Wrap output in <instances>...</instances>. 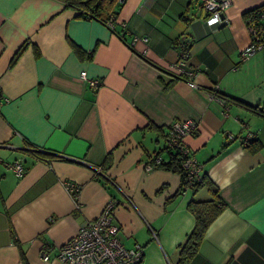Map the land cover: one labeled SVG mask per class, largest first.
<instances>
[{
  "label": "crops",
  "instance_id": "1",
  "mask_svg": "<svg viewBox=\"0 0 264 264\" xmlns=\"http://www.w3.org/2000/svg\"><path fill=\"white\" fill-rule=\"evenodd\" d=\"M230 1L213 30L201 0H118L116 29L63 0H0V264H64L44 261L43 245H64L111 199L142 264H177L190 202L212 196L182 193L181 176L150 160L168 161L170 125L185 120L198 125L184 143L225 205L189 264H264V45L241 55L245 14L264 0ZM186 44L195 87L175 69ZM64 182L80 186L79 207Z\"/></svg>",
  "mask_w": 264,
  "mask_h": 264
},
{
  "label": "built area",
  "instance_id": "2",
  "mask_svg": "<svg viewBox=\"0 0 264 264\" xmlns=\"http://www.w3.org/2000/svg\"><path fill=\"white\" fill-rule=\"evenodd\" d=\"M201 4L207 14L206 23L211 25L213 30L220 29L228 24L224 14L231 5L230 0H201ZM261 18L264 23V15H261ZM118 24L115 16L108 22L111 29H116ZM120 25L123 28L126 27L125 23ZM248 29L251 33L252 43L242 51L243 59H249L264 45L261 39L262 29L256 26L254 22L248 24ZM188 58L189 51L184 49L175 65V69L180 73H185L189 78L190 86L195 87L192 80L194 71L187 65ZM81 76L93 90H98L103 84L100 79L89 78L86 72H83ZM197 125L194 120L175 121L170 125L166 139L168 149L180 150L186 157L184 167L189 172L190 183L187 188L182 190V193L192 189L194 183L201 181L202 178L201 165L184 143L185 136L194 133ZM156 162L161 163V157ZM9 167L18 176L23 174V166L20 161L9 164ZM96 170L97 172L100 171L99 168ZM63 185L77 204L80 186L74 182H64ZM116 205L117 202L111 199L99 217L81 225L78 232L64 245L55 248L49 242H46L41 249V258L44 261H49L54 257L64 264H142L143 248L139 245L126 248L118 238L119 227L114 223L113 215ZM53 251L55 252L52 253Z\"/></svg>",
  "mask_w": 264,
  "mask_h": 264
},
{
  "label": "trees",
  "instance_id": "3",
  "mask_svg": "<svg viewBox=\"0 0 264 264\" xmlns=\"http://www.w3.org/2000/svg\"><path fill=\"white\" fill-rule=\"evenodd\" d=\"M66 5L74 6L81 10L80 17L86 18H97L102 20L105 24L108 25V22L114 16L111 12L112 4L118 0H63ZM261 15H264V5L255 8L252 11H249L245 14L247 17V24L254 22L256 26L262 29L261 39L264 42V23ZM191 44H186L184 49H190ZM80 55H83L84 52L80 49H77ZM263 111V110H262ZM264 113V111H263ZM153 128V126H151ZM169 133V132H168ZM168 136V134H167ZM166 136V139H167ZM259 141L255 140L253 143H249L247 146L252 151L259 150L261 144ZM166 150L169 153L168 161H164L161 158V163H157V159L160 154H156L150 160V164L155 165V167L162 168L164 170L172 171L181 176L182 187L181 192L187 188L190 183L189 172L184 167V161L186 157L181 153L180 150L168 149L166 144ZM100 173H103L104 167H100ZM202 187H207L211 193L212 198L208 200H195L193 199L189 204V209L194 214L196 218V223L192 231L187 236L185 242L179 246L178 249V262L177 264H189V262L196 256L199 251L201 242L205 238V234L209 226L216 220V218L223 212L225 209L224 203L219 197L218 188L212 183L208 175L202 173L201 181H196L193 185V190L196 192ZM77 205L79 207V202L77 200Z\"/></svg>",
  "mask_w": 264,
  "mask_h": 264
}]
</instances>
